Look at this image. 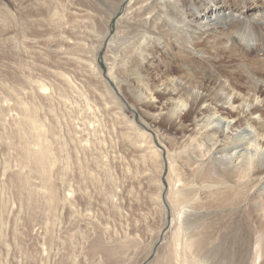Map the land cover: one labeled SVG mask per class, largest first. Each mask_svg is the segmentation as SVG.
<instances>
[{"label":"rangeland","instance_id":"rangeland-1","mask_svg":"<svg viewBox=\"0 0 264 264\" xmlns=\"http://www.w3.org/2000/svg\"><path fill=\"white\" fill-rule=\"evenodd\" d=\"M39 1L69 11L82 46L68 55L64 34L55 30L57 40L47 47L50 37L36 35L38 18L31 10L36 1L29 6L0 0V264H170L171 239L161 229L167 218L159 195L166 181L157 178L154 154L143 159V144H135L149 129L133 105L117 104L102 83L110 39L126 4ZM107 13L114 14L108 23ZM107 29L109 41L101 46ZM233 61L223 60L215 71H237L240 63ZM25 113L40 122L53 147L48 176L53 208L47 207L51 195L39 192L46 170L36 172L24 158L23 148L38 149ZM153 142L160 153L162 147ZM185 230L186 235L208 231L213 240V251H202L195 264H252L245 260L246 229Z\"/></svg>","mask_w":264,"mask_h":264},{"label":"bare ground","instance_id":"bare-ground-1","mask_svg":"<svg viewBox=\"0 0 264 264\" xmlns=\"http://www.w3.org/2000/svg\"><path fill=\"white\" fill-rule=\"evenodd\" d=\"M24 1L37 3L31 9L36 35L50 37L47 47L55 30L64 34L68 55L82 46L69 11ZM113 1L117 8L125 3V13L110 39L102 83L117 104L133 105L149 129L135 144H143V159L154 154L157 178L166 181L159 195L170 264H195L198 254L214 249L208 231L186 235L185 229H246L245 260L264 264V0ZM113 15L107 13V23ZM106 31L101 46L109 41ZM225 59L239 62V69L217 73ZM24 118L38 147L23 148L24 158L36 172L46 170L39 192L51 195L47 207L53 208V147L40 122L27 113Z\"/></svg>","mask_w":264,"mask_h":264}]
</instances>
